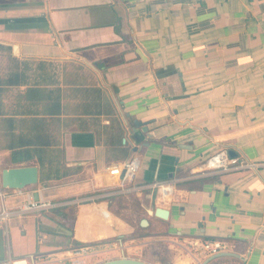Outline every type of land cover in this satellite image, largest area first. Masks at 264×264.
Listing matches in <instances>:
<instances>
[{"label":"crops","instance_id":"1","mask_svg":"<svg viewBox=\"0 0 264 264\" xmlns=\"http://www.w3.org/2000/svg\"><path fill=\"white\" fill-rule=\"evenodd\" d=\"M220 149L259 167L187 180ZM23 166L66 175L2 190L57 206L0 225V264L150 244V264H264L262 0H0V172Z\"/></svg>","mask_w":264,"mask_h":264},{"label":"built area","instance_id":"2","mask_svg":"<svg viewBox=\"0 0 264 264\" xmlns=\"http://www.w3.org/2000/svg\"><path fill=\"white\" fill-rule=\"evenodd\" d=\"M264 3V0H262ZM259 167L258 164L240 161L237 158H232L229 152L225 149H220L212 156L204 160L196 170L189 173L187 180H198L213 175H221L234 172L254 171ZM138 170V165L135 162H129L120 166H115L109 169L110 176L120 180L122 187L124 182L132 183ZM4 190L0 186V225L6 224L8 220L18 216H27L34 213L45 212L52 210L57 205L46 201H33L27 199L25 203L17 210L8 211L4 207ZM140 192L144 190L154 191L162 197H166L171 192L169 182L154 183L138 188ZM136 190V191H138ZM209 255H217L223 250V246L219 243L207 244L204 246ZM99 251H93L88 248H81L70 252V264H87L86 258L96 255Z\"/></svg>","mask_w":264,"mask_h":264},{"label":"water","instance_id":"3","mask_svg":"<svg viewBox=\"0 0 264 264\" xmlns=\"http://www.w3.org/2000/svg\"><path fill=\"white\" fill-rule=\"evenodd\" d=\"M135 129L141 130L144 134L149 136L146 124L134 121L133 123ZM152 137V136H151ZM231 157H235L233 152H229ZM40 179V172L39 169L35 166H23L17 168H8L3 169L0 172V186L4 190H11V191H21L28 187L36 186L39 183ZM149 214L154 215L156 218H159L163 221L168 220V212L157 208L153 212L149 211ZM226 256H233V254H219L218 256H214L209 258L204 264H207L210 260H213L218 257H226ZM100 264H150L141 260L129 259L126 258L123 254L118 259L108 260L102 262Z\"/></svg>","mask_w":264,"mask_h":264},{"label":"rangeland","instance_id":"4","mask_svg":"<svg viewBox=\"0 0 264 264\" xmlns=\"http://www.w3.org/2000/svg\"><path fill=\"white\" fill-rule=\"evenodd\" d=\"M71 180H73V179H71ZM71 180H69V182H72ZM96 249L97 250H93V251H102L101 248H96ZM133 249L134 248H129V251H128V249H126V251H128L130 253L125 252L124 256L126 258H129V259L141 260L145 257H149V256L151 257L152 255H154V252H157V247L155 248L154 244L146 245L145 247H142L141 249H139L137 251H135ZM75 250H78V248ZM161 253H162V250H161ZM164 256L165 257H163V258H165V260H166L168 255L165 254ZM111 258H112L111 254L93 255V256H90L89 259H87V262H88L87 264H100V263L108 261V260H113ZM155 259L152 258V260H150V261L154 263ZM171 259H172V256L169 254V260H171ZM157 264H160V263H157ZM179 264H184V263H179Z\"/></svg>","mask_w":264,"mask_h":264},{"label":"trees","instance_id":"5","mask_svg":"<svg viewBox=\"0 0 264 264\" xmlns=\"http://www.w3.org/2000/svg\"><path fill=\"white\" fill-rule=\"evenodd\" d=\"M65 175H66V173L65 174H61L59 169L50 166L49 168L42 170L41 177H40V182L42 184H44V183H46L48 181H57V180H60ZM64 211H65V208L59 210L58 213H60L61 215H64L65 218H67V215H65V213H63Z\"/></svg>","mask_w":264,"mask_h":264}]
</instances>
